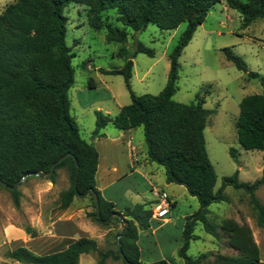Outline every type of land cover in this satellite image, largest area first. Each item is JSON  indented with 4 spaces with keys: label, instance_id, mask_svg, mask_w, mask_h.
I'll return each instance as SVG.
<instances>
[{
    "label": "trees",
    "instance_id": "16d2710c",
    "mask_svg": "<svg viewBox=\"0 0 264 264\" xmlns=\"http://www.w3.org/2000/svg\"><path fill=\"white\" fill-rule=\"evenodd\" d=\"M223 2L240 14L245 28L264 19V0H15L4 9L0 15V182L10 187L19 183V187L23 178L29 179L32 176L28 175L37 172L49 173L55 164L54 173L48 179L56 183L58 170L63 168L70 179V187L61 193L62 209H68L75 197L90 195L95 204L93 216L98 222L107 224L111 215L120 214L129 223L124 236H121L124 230L118 235L121 251L119 247L116 251L100 250L96 240L83 237L72 240L64 250L45 256L21 246L8 254L10 259L20 264H80L83 255L97 254L96 264H107L109 259L143 264L139 236L151 229L154 201L118 211L113 202L103 197L95 179L99 152L82 137L71 114L75 54L67 44L68 17L64 12L74 3L88 9L90 24L96 31L107 30L110 43H125L129 29L142 32L152 24L162 31H174L182 23H188L170 55L168 81L160 94L136 95L132 91V58L120 69L103 71L124 77L132 101L115 116L95 111L96 128L92 137H103V130L109 125L121 131L143 127L149 161L165 169L168 184L185 187L198 200V211L186 217L184 224L179 250L183 264H264L248 225L229 218L219 227L207 218L208 208L225 200L221 191H215L217 174L206 148L204 131L209 112L200 94L192 104L174 100L180 57L209 12ZM109 11H116L122 28L103 19ZM223 52L239 71L264 85V77L250 71L231 48ZM138 53L154 56L153 50L140 43L135 51ZM236 130L238 142L245 150L264 153V93L242 99ZM231 154L236 159L233 150ZM263 183L264 177L253 185L240 183L238 171L223 179V186L243 188L251 194L252 211L261 228H264V204L254 192ZM18 187L8 189L17 208L21 196ZM93 192L98 196L100 215ZM198 223L215 239L221 238L219 229H222L237 254L219 253L214 261L209 252L190 256L188 252L191 242L196 240L194 230ZM26 230L31 234L32 228ZM151 264L170 263L159 260Z\"/></svg>",
    "mask_w": 264,
    "mask_h": 264
},
{
    "label": "rangeland",
    "instance_id": "374dc122",
    "mask_svg": "<svg viewBox=\"0 0 264 264\" xmlns=\"http://www.w3.org/2000/svg\"><path fill=\"white\" fill-rule=\"evenodd\" d=\"M14 2L15 0H0V15ZM64 14L68 17L67 44L75 54L72 60L75 84L70 91L71 114L82 137L91 142L92 132L96 128L95 111L115 116L120 108L132 101L124 77L103 71L120 69L132 58V91L136 95L160 94L168 81L170 55L188 23H182L174 31H162L152 24L142 32L129 29L127 41L117 44L107 41L105 28L96 31L91 26L85 6L70 4ZM103 19L116 27H123L117 22L116 11L104 13ZM139 43L153 50L154 56L135 54ZM225 48H231L247 63L250 71L264 77V19H258L245 28L240 14L223 2L209 12L182 53L179 60L178 91L174 100L192 104L200 94L205 99L204 108L209 112L204 131L206 148L217 174L215 191H221L225 200L212 204L208 208L207 218L219 227L229 218L248 225L264 261V228L258 226L253 214L251 194L243 188L223 186V179L232 177L237 171L239 182L248 185H253L264 177V153L245 150L238 142L236 130L242 99L264 93V85L258 79H252L239 71L228 61L223 52ZM91 83L95 85L94 88L89 87ZM85 105L91 107L84 110ZM107 111L110 113H106ZM107 129L110 136L119 132L113 125H109ZM133 136L138 158L143 164L139 169L142 172L154 170L156 173L145 176V179L136 176L123 180L113 192L121 195L123 201L120 202H124L126 187H129V200L131 191L140 189L141 203L154 201L152 185L172 195L174 204L167 221L152 220L151 229L140 234L138 244L143 264L159 260L183 264L179 250L183 244L184 224L186 217L198 211L199 202L188 194L185 187L176 184L167 186L169 184L162 166L156 163L144 164L147 153L143 127L135 128ZM232 150L236 159L231 154ZM69 187V175L64 168L58 170L56 183L48 178L32 176L22 181L18 187L21 196L20 207L17 208L12 194L0 185V264H20L10 259L8 254L23 245L27 247L23 240L10 238L8 228L11 225L22 228L29 237L36 238L29 243V247H36L39 251L32 252L38 256L64 250L72 240L83 237L96 240L100 250H117L118 235L124 230V224L120 219L114 220L115 217L107 224L98 222L93 216L95 204L90 195L75 197L68 209H62L61 193ZM254 195L264 204V183L257 187ZM32 222L36 223V227H33ZM27 228H32L31 234L27 232ZM219 231L221 238L215 239L205 231L202 223H198L194 230L196 240L191 242L188 254L198 256L209 252L213 255L212 261L216 260L214 256L219 253L236 255L227 234L222 229ZM96 263L97 254L83 255L80 260V264ZM107 264L125 263L109 259Z\"/></svg>",
    "mask_w": 264,
    "mask_h": 264
},
{
    "label": "crops",
    "instance_id": "0c3cea01",
    "mask_svg": "<svg viewBox=\"0 0 264 264\" xmlns=\"http://www.w3.org/2000/svg\"><path fill=\"white\" fill-rule=\"evenodd\" d=\"M90 105L83 106L84 110L89 109ZM100 109V108H98ZM121 110V108H120ZM119 110V111H120ZM98 111V110H97ZM106 113H110L107 111ZM111 115V114H110ZM108 126L103 130V137H99L93 139L91 143H93L96 149L99 152V166L96 174V185L98 190L101 192L103 197L113 202L118 211H123L127 207H133L137 203H141L142 194H140V189L136 191H131L130 199H128L129 187H126V191L124 192V202L121 195L113 192V189L121 183V181H125L126 179L133 178L136 176L145 179V176H148L153 173H156L154 170L150 172H142L139 167H143L141 160L138 158L137 147L134 144V130L121 131L114 134V136L109 135ZM93 133V132H92ZM147 153V146H146ZM152 162L148 159L145 161L146 164H151ZM149 177V176H148ZM171 184L167 185L170 186ZM156 189L154 185L151 186V193L155 199V195L153 190ZM144 193V192H143ZM134 194V195H133ZM127 195V196H125ZM172 195H170L171 197ZM140 200V201H138ZM137 201V202H134ZM174 204V203H173ZM33 227H36V223L32 222ZM146 232V231H145ZM8 233L11 239L14 240H23L26 248H30L31 251L37 253L39 250L36 247L30 246L31 243L36 238H31L29 235L20 227L15 225H11L8 228ZM143 233V232H141ZM140 233V234H141ZM24 247V245L22 246Z\"/></svg>",
    "mask_w": 264,
    "mask_h": 264
},
{
    "label": "built area",
    "instance_id": "2783aa9c",
    "mask_svg": "<svg viewBox=\"0 0 264 264\" xmlns=\"http://www.w3.org/2000/svg\"><path fill=\"white\" fill-rule=\"evenodd\" d=\"M155 195L152 206V220L167 221L170 210L173 206V201L165 190L156 188L153 190Z\"/></svg>",
    "mask_w": 264,
    "mask_h": 264
},
{
    "label": "water",
    "instance_id": "95a60500",
    "mask_svg": "<svg viewBox=\"0 0 264 264\" xmlns=\"http://www.w3.org/2000/svg\"><path fill=\"white\" fill-rule=\"evenodd\" d=\"M63 160V158L61 159V161ZM54 167H55V164L52 165L51 167V170L49 173H44V172H37V173H32L30 175H28L27 177L29 176H33V177H40V178H48L49 176H51L53 173H54ZM26 178H23L20 182L24 181ZM5 188L9 189V190H15L17 189L18 184H16L14 187H10L8 186L7 184L3 183V182H0ZM93 195H94V198H95V201H96V205H97V210H98V215L99 214V211H100V207H99V200H98V196L95 192H93ZM114 217H117L119 218L120 220H122V222L124 223V226H125V229H124V233L121 235V236H124L128 226H129V223L125 220L122 219L121 215L120 214H113L109 217V219L106 221V222H110ZM118 246H119V250L121 251V246H120V242L118 241Z\"/></svg>",
    "mask_w": 264,
    "mask_h": 264
}]
</instances>
